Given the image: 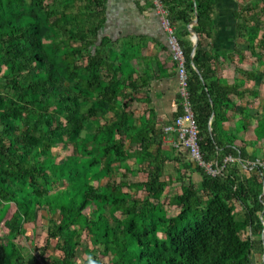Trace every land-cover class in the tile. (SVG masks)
Masks as SVG:
<instances>
[{
    "label": "trees",
    "instance_id": "1",
    "mask_svg": "<svg viewBox=\"0 0 264 264\" xmlns=\"http://www.w3.org/2000/svg\"><path fill=\"white\" fill-rule=\"evenodd\" d=\"M162 2L185 53L204 159L224 168L212 175L197 165L196 183L186 172L193 163L184 161L178 212L169 213L165 131L154 112L137 115L132 107L143 89L140 51L106 34L107 0H0V224L14 233L7 241L0 235V264L264 258V168L248 165L255 157L224 133L216 112L222 87L213 84V59L203 49L215 0ZM196 13L193 56L188 26ZM182 111L179 94L177 116ZM57 148L72 152L58 160ZM229 156L235 160L226 162ZM141 172L145 180H131ZM39 217L48 220L45 245L25 252L16 239ZM54 240L62 252L55 258L46 252Z\"/></svg>",
    "mask_w": 264,
    "mask_h": 264
},
{
    "label": "crops",
    "instance_id": "2",
    "mask_svg": "<svg viewBox=\"0 0 264 264\" xmlns=\"http://www.w3.org/2000/svg\"><path fill=\"white\" fill-rule=\"evenodd\" d=\"M107 12L106 34L119 40V45L128 47L131 43L140 51L134 63L143 89L132 107L139 110L137 115L154 112L157 127L164 130L179 111V76L161 15L150 0H107ZM210 18L203 49L213 59V84L217 89L222 87L216 107V112L225 117L222 129L236 135L235 147L262 161L264 138L259 139L257 134L264 133V0H215ZM162 139L165 176L176 182L178 170L190 160L193 168L186 172L194 182H200L195 160L186 147L176 146V135L164 132ZM255 161L246 162L249 165Z\"/></svg>",
    "mask_w": 264,
    "mask_h": 264
},
{
    "label": "built area",
    "instance_id": "3",
    "mask_svg": "<svg viewBox=\"0 0 264 264\" xmlns=\"http://www.w3.org/2000/svg\"><path fill=\"white\" fill-rule=\"evenodd\" d=\"M156 6L157 12L161 15L163 26L167 32L168 43L173 52L174 59L178 63L179 76V94L183 111L179 114L175 121L164 128L165 133L176 134V146L186 147L196 164L204 168L208 173L217 175L222 171L224 166L218 165L216 162H208L204 159L201 148V136L198 120L193 107L191 93L189 90V71L186 64V57L181 42L176 34V25L169 18L168 12L164 7L162 0H152ZM235 158L229 156L227 161H234ZM254 166L259 165L264 168V160L252 163Z\"/></svg>",
    "mask_w": 264,
    "mask_h": 264
},
{
    "label": "rangeland",
    "instance_id": "4",
    "mask_svg": "<svg viewBox=\"0 0 264 264\" xmlns=\"http://www.w3.org/2000/svg\"><path fill=\"white\" fill-rule=\"evenodd\" d=\"M55 153H59V157L58 160H62L63 157L65 155L71 154L72 150L71 149H66V150H61V149H54ZM132 164L134 165L135 168H137V164H135V160L132 159L131 160ZM146 179V174L144 172H141L138 176L131 178L132 181H140V180H145ZM180 185L177 182H174V184L170 185L167 189V192L163 198V200H165V204H166V208L168 210L169 213L172 214H176L178 212V199H177V195L180 194ZM13 210V209H12ZM12 210L8 213V216L11 215ZM3 223L0 224V235L3 236V238L5 239V241H7V238H13L14 237V233L13 232H9L7 228H5V226L3 225ZM47 224H48V220L47 219H42L41 217H39L38 221L36 223H28L26 224V229H27V233H29L28 235L26 234L25 236H19L16 241L17 243H20V245L22 246L23 250L25 252H29L32 250V245L33 243H36L39 245V247H42L43 245H45V241H46V228H47ZM33 229H36V235L34 237L33 240L30 239V237H33L31 235ZM56 243L57 241L54 240L51 243V246L46 250L47 252V256L50 257H59L61 256V251L56 248ZM86 245V244H85ZM83 252V248L80 249V253ZM34 255H36V257L40 260L41 263H43V259L40 256V251H34L33 252ZM100 257L106 261L109 262V257L105 256V255H101ZM263 260L264 258H256V264H263ZM80 264V263H77Z\"/></svg>",
    "mask_w": 264,
    "mask_h": 264
},
{
    "label": "water",
    "instance_id": "5",
    "mask_svg": "<svg viewBox=\"0 0 264 264\" xmlns=\"http://www.w3.org/2000/svg\"><path fill=\"white\" fill-rule=\"evenodd\" d=\"M194 1H196V0H194ZM198 20H199V15H198V13H196L195 18L189 24V29H190L191 33L193 34V41H194V44H193V56H194L195 51H196V49L198 47V40H199V34L196 31V29L194 28V26L197 24ZM193 65H194V63H193ZM194 67L199 72V70L197 69V67L195 65H194ZM211 133H212V129H211Z\"/></svg>",
    "mask_w": 264,
    "mask_h": 264
}]
</instances>
